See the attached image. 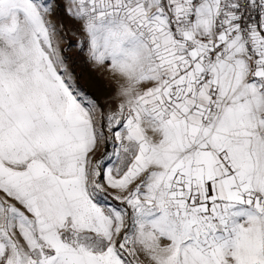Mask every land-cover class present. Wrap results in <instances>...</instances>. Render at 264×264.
Returning a JSON list of instances; mask_svg holds the SVG:
<instances>
[{
    "label": "snow or ice",
    "instance_id": "snow-or-ice-1",
    "mask_svg": "<svg viewBox=\"0 0 264 264\" xmlns=\"http://www.w3.org/2000/svg\"><path fill=\"white\" fill-rule=\"evenodd\" d=\"M0 264H264V0H0Z\"/></svg>",
    "mask_w": 264,
    "mask_h": 264
},
{
    "label": "rangeland",
    "instance_id": "rangeland-1",
    "mask_svg": "<svg viewBox=\"0 0 264 264\" xmlns=\"http://www.w3.org/2000/svg\"><path fill=\"white\" fill-rule=\"evenodd\" d=\"M66 26L75 27L74 22L64 17ZM70 40H75V37H69ZM70 62L75 61L73 64L74 71L78 77V84L87 92L95 95L98 99H102L107 94L108 90L104 88V82L95 77V73L84 64V56L80 54L75 48L67 53Z\"/></svg>",
    "mask_w": 264,
    "mask_h": 264
}]
</instances>
